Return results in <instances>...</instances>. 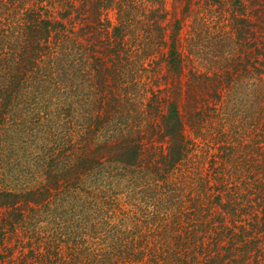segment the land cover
I'll return each instance as SVG.
<instances>
[{
  "label": "trees",
  "instance_id": "16d2710c",
  "mask_svg": "<svg viewBox=\"0 0 264 264\" xmlns=\"http://www.w3.org/2000/svg\"><path fill=\"white\" fill-rule=\"evenodd\" d=\"M210 1L213 5L220 0ZM109 2L96 0L85 6L89 13L87 16L83 12L85 20L93 13H102ZM259 3L260 7L264 6V0H250L249 4L234 1L240 11L241 26L234 31L233 46L242 41L239 51L242 46L245 50L232 54L230 42L224 39L227 33L221 34L225 41L216 40V43L223 46L222 52L227 51L222 57L223 73L190 69L188 79L183 82V92H180L181 82L173 87V96L169 95L173 99L164 97L158 103L157 94L151 95L149 109L155 115L160 114V131L155 130V134L166 140L165 152L163 147L147 145L142 139L130 136L103 137L106 128L121 125L113 121L117 113L114 108L110 120L97 114L93 117L94 126L72 124L78 131L75 136L78 139L73 143L78 148L62 157L60 163H69L75 172L68 174L69 168L64 164L61 172L65 169L69 176L63 179L53 170H47L42 174L45 182H32L30 179L35 176L29 172L10 171L4 142L7 138L54 137L52 126L43 128V120L48 121L47 110L28 103L30 98L24 95L28 88L42 91L54 79L58 80L52 73L58 58L53 54L59 48L58 42L52 45L49 41L51 28L46 20H42L41 27L39 22L30 24L25 32L26 40L20 43L3 34L0 38L3 54L0 53V245L16 227L32 221L31 235H39L47 249L45 259L43 253L38 254L37 264H264V25L255 17L254 8ZM69 5L70 13L76 11L74 2ZM115 31L119 36L125 32L119 27ZM167 58L171 70L182 73L183 59L174 39L169 44ZM119 60V68L124 71L117 70L118 79L125 77L130 63L127 57V63ZM70 61L68 54L58 59L56 68L64 78L73 67ZM230 63H235L236 68L231 74L226 68ZM116 65L114 62L109 68L99 61L97 67L107 73ZM5 78L8 87L4 85ZM118 79L115 81L124 78ZM11 102L22 105L23 109L33 105L27 115L29 119L32 117V126L25 125L23 111L18 114L15 107L10 109ZM204 120L211 124L207 128L212 130L213 138H208L203 148L200 141L186 138L184 127L188 122L200 126ZM97 124L106 128L95 127ZM20 144L13 142L12 148ZM11 177L26 179L33 186L20 189L16 185L6 186L5 180ZM101 177L104 185L85 188L83 192L80 180L92 186ZM93 195L101 201L87 200ZM124 195L127 201L122 198L119 201ZM93 202L102 203L106 212L97 224L92 214L83 217L71 214L67 218L68 205L93 206ZM130 203L138 208L139 215L129 214L127 220L124 216L130 212L128 208L117 213L120 207L116 204ZM39 223H42L40 232L36 233L33 226ZM63 235L69 237L67 240L72 245L62 239L57 241ZM15 262L0 252V264Z\"/></svg>",
  "mask_w": 264,
  "mask_h": 264
},
{
  "label": "rangeland",
  "instance_id": "374dc122",
  "mask_svg": "<svg viewBox=\"0 0 264 264\" xmlns=\"http://www.w3.org/2000/svg\"><path fill=\"white\" fill-rule=\"evenodd\" d=\"M93 1L96 0H0V38L4 34L20 43L26 40L25 32L30 24L34 21L39 22L41 27L42 20H46L50 22L49 28H51L49 41L52 45L58 42L57 47H59L53 53L58 58L52 72L54 78L58 80L54 79L53 83L42 91L39 89L34 92L32 88H28L24 95L30 98L28 103L42 107L41 110H47L48 121L43 120V128L52 126L54 137L47 138L45 135V138H29L30 136L7 138L8 140L4 142L6 144L4 153L8 152L5 161L9 158L8 169L14 173L18 171V173L34 174L35 177L30 179L32 182L36 180L45 182V176L42 174L47 170H53L64 179L67 175L65 169L61 172L64 164L65 168H69L68 174L75 172L71 166H68L69 163H60L62 157L73 154L78 148L77 144H73L74 140L78 139L75 138L78 131L76 132L74 127L81 123L94 126V116L99 114L101 118L105 116L103 119H107L113 116L114 108L117 109L118 114L115 113L113 121L121 125L102 128L101 124H97L95 127L106 128L102 132L103 137L130 136L138 140L142 139L147 145L155 144L157 147H163L165 152L166 140H160L159 135L155 134V130L160 131V114L155 115L154 111L149 109L152 103L151 95L157 94L158 103L164 97L173 99L169 97L170 94L173 96V87L181 82L180 92H183L185 89L183 82L188 79L190 69H199L209 74L223 73L225 69L221 71L224 63L222 57L227 51L222 52L223 46H218L216 40L229 41L232 54L238 55L240 51L243 53L245 50L242 46L239 51V44L242 41H238V44L233 46V37L236 38L234 31L241 26L238 21L240 11L233 4L235 0H220L213 5L210 0H110L102 13L99 15L93 13L90 19L85 20L83 12L87 11L84 7H88ZM71 2L75 3L76 11L70 13L68 8H71L69 5ZM241 2L249 4L250 0H241ZM260 5V3L255 5L256 13H254L260 25H264V6L260 7ZM120 6H123L122 9ZM86 14L89 15L88 12ZM116 27L124 28L123 36L116 33ZM128 31L129 35L125 38ZM223 32L227 33L225 35L229 39L222 38ZM262 33L264 35V28ZM124 39L128 43L125 44ZM173 39L177 42V49L183 59L182 73L171 70L167 62L169 44ZM1 50L0 53L3 55ZM66 54L70 57V64L73 67L67 70L64 78L62 71L56 66L59 65L58 59L64 58ZM126 57L130 63L127 65L125 77L119 78H124L123 82L122 80L116 82L117 70L121 72L123 69L119 68V58L126 62ZM99 61L109 68L114 62H117V65L106 73L98 70ZM226 68L230 74L236 72L235 63ZM224 76L226 77V74ZM27 80L30 81V78ZM4 85L6 87L10 85L7 78L4 80ZM32 106H25L23 109L22 105L16 106L11 102L10 109L15 107L18 114H22L23 111L22 118L25 120V125L28 123V126H32V117L29 119L27 116ZM110 106L113 109H110ZM209 110L212 113L211 109ZM183 113L186 114L185 111ZM7 115L10 116V112ZM207 127H211V124L205 120L200 126L186 123L184 127L186 138L200 141L201 146L206 147L207 139L213 138L212 130ZM204 138L206 139L201 140ZM17 141L21 144L12 148V143ZM79 146L82 147V144ZM92 147L95 148L96 144ZM13 178H7L4 184L12 187L16 185V189L33 186V183H28L26 179ZM102 179L103 177L99 178V181L92 186H89L87 181L80 180L79 185L85 192V188L96 189L104 185ZM121 198L127 201L125 195L121 196L119 201ZM87 200L101 201L95 200L94 195ZM116 206L120 207L117 213L127 211L128 208L130 212L124 216L127 220L129 214L139 215L138 208L132 203L116 204ZM105 213L104 205L95 202L93 206L83 207L80 203L70 204L65 211L67 218L71 214H81V217L92 214V220L94 219L96 224ZM31 224L32 221L16 227L15 231L10 233V238L5 239L0 245V252L4 257L16 261L13 264H37L38 254L43 253L42 257L44 259L46 257L47 249L44 241L39 239V235H31ZM40 225L42 223L33 226L36 233L40 232ZM68 238L63 235V238L57 241L62 239L65 244L72 245L73 242L68 241ZM70 238L74 241L73 236ZM49 255L54 258L53 254Z\"/></svg>",
  "mask_w": 264,
  "mask_h": 264
}]
</instances>
